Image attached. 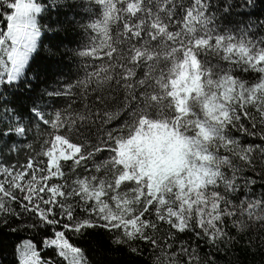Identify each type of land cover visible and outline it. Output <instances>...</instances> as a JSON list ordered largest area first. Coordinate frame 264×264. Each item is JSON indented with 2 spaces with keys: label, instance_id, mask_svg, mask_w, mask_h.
<instances>
[{
  "label": "snow or ice",
  "instance_id": "6c2138e0",
  "mask_svg": "<svg viewBox=\"0 0 264 264\" xmlns=\"http://www.w3.org/2000/svg\"><path fill=\"white\" fill-rule=\"evenodd\" d=\"M0 3L9 10L0 11L6 21V30L0 27V123H9L22 116L3 101V88L30 85L26 67L38 48L37 17L45 8L37 0ZM88 3L98 6L100 18L84 26L95 35L77 55L100 63L85 65L74 84L45 93L75 103V88L83 108L73 110L70 103L51 119L29 109L53 132L48 147L26 164H5L0 157V223L31 216L29 228L49 227L52 235L42 246L63 264H88L66 233L91 228L114 234L117 245L149 244L160 253L154 264H177L178 257L200 264L198 250L176 243V233H192L218 248L233 242L230 230L264 225V192L253 191L264 184V174L255 171L264 163L258 159L264 157V35L257 34L264 21L249 18L223 30L218 23L236 9L250 17L256 0H222V6L216 0ZM90 127L96 128L94 142ZM234 132L261 143L242 144ZM24 133L22 124L9 123L0 137ZM54 178L61 182L50 183ZM161 225L169 229L163 237L157 235ZM20 256L21 264H57L42 260L31 241Z\"/></svg>",
  "mask_w": 264,
  "mask_h": 264
},
{
  "label": "trees",
  "instance_id": "16d2710c",
  "mask_svg": "<svg viewBox=\"0 0 264 264\" xmlns=\"http://www.w3.org/2000/svg\"><path fill=\"white\" fill-rule=\"evenodd\" d=\"M37 2L45 10L37 17L38 26L41 29L38 48L30 58V66L26 67L25 81L30 82V85L26 86L25 82H18L15 87L3 88V101L8 103L10 108H15L22 116V121H9V123L22 124L25 128L24 135L13 134L0 137V157L5 164H26L29 157H36L37 153L48 147L45 141L51 139L50 134L53 129L37 120L29 109L37 107L45 113L46 119H51L55 111L68 108L71 103L68 97L50 96L45 93L60 91L66 85L74 84L84 77L85 65L95 66L100 63L99 60L77 55L85 45L91 43V37L95 35L86 31L84 26L100 18L98 6L90 5L88 0H37ZM216 2L222 6V0H216ZM89 7L92 9L91 12L88 11ZM215 10L213 7L212 11ZM0 11L7 13L9 10L6 5L0 3ZM249 18L257 23L264 21V0H256L250 17L236 9L231 15L221 16L218 23L221 30L227 27L235 29L238 24L248 21ZM0 27L6 30V21L3 17H0ZM257 34L264 35V30L258 29ZM112 35L115 36V28L112 29ZM8 66L10 68V62ZM87 70L92 71L93 67ZM236 74L249 82L258 79L256 73ZM6 75L5 73V80ZM73 94L72 99L75 103H71V107L73 110H81L83 104L77 98L79 90L74 88ZM120 122L116 121L107 127H115ZM9 123H0V130L6 131ZM88 131L94 142L96 128L90 127ZM60 134L65 133L61 130ZM233 135L238 137L242 144L261 143L259 139L245 137L241 133L234 132ZM73 142L78 141L73 138ZM11 145L16 146L15 152L9 150ZM29 145H31L30 148ZM107 155L106 152L102 153L98 159ZM38 159L47 163L46 157L40 156ZM258 159L264 160V157H258ZM70 163L68 162L69 165ZM89 167H91L90 164ZM64 170L68 172V165H65ZM255 171L264 174V163L258 164ZM77 172L81 176L88 174L83 169H77ZM68 178L75 179V174ZM60 182L59 178L50 181V183ZM253 191L259 196L261 192H264V184L258 183ZM76 215L83 217L84 214L77 209ZM33 223L34 218L31 216L9 218L7 223H0V264H21V244L24 245L28 241L35 244L43 259L51 258L57 261V264H63V261L58 260L53 249L45 250L42 246V240L50 237L52 230L49 227L29 228L28 225ZM168 230L167 225H161L157 235L163 237ZM66 235L74 246L81 248L88 264H154L157 256L160 255L149 244L141 241H133L130 246L117 245L113 242L115 235L103 228L85 229L81 234L66 233ZM229 235L234 237L233 242L228 245L220 244L218 248L206 245L202 240H196L192 233H176V243L186 241L192 248H196L200 264H208L209 261H215V264H264V225L254 224L243 233L232 229ZM131 248H136L138 251L133 253ZM172 251H176L175 244ZM177 264H185L184 258L178 257Z\"/></svg>",
  "mask_w": 264,
  "mask_h": 264
},
{
  "label": "rangeland",
  "instance_id": "374dc122",
  "mask_svg": "<svg viewBox=\"0 0 264 264\" xmlns=\"http://www.w3.org/2000/svg\"><path fill=\"white\" fill-rule=\"evenodd\" d=\"M22 246H23V244H21V248H22ZM20 251H21V250H20ZM21 258H22V257H21ZM22 259H23V258H22ZM41 259L44 260L43 257H41Z\"/></svg>",
  "mask_w": 264,
  "mask_h": 264
}]
</instances>
